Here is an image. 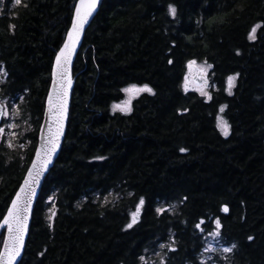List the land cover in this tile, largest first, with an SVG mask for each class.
<instances>
[{
  "label": "trees",
  "instance_id": "16d2710c",
  "mask_svg": "<svg viewBox=\"0 0 264 264\" xmlns=\"http://www.w3.org/2000/svg\"><path fill=\"white\" fill-rule=\"evenodd\" d=\"M76 2L0 0V97L14 99L20 123L32 126L20 135L24 151L0 144V220L33 158L53 60ZM258 23L264 0L102 2L73 65L64 139L19 264H153L140 260L146 251L161 253L163 264H264V28L247 39ZM189 60L213 66L210 100L183 89ZM133 83L153 94L134 99L129 114L111 113ZM221 105L225 137L216 127ZM140 197L137 222L126 228ZM217 218L219 240L236 247L206 263L200 256ZM201 219L204 231L195 228Z\"/></svg>",
  "mask_w": 264,
  "mask_h": 264
},
{
  "label": "snow or ice",
  "instance_id": "6c2138e0",
  "mask_svg": "<svg viewBox=\"0 0 264 264\" xmlns=\"http://www.w3.org/2000/svg\"><path fill=\"white\" fill-rule=\"evenodd\" d=\"M22 0H14V5H20ZM98 0H77L75 4L74 15L71 21V27L67 30V38L64 40L63 45L60 47L59 51L56 53L55 61L52 65V77L53 82L56 84L54 90H50L48 94V111L51 114L52 119L50 120L47 127V135L41 137L42 143L35 150V157L33 158L31 165L27 169V174L23 180V183L20 185L19 190L16 191L15 196L11 199V203L7 207L6 214L3 215L2 220H0V226H6L7 234L3 238V247L0 248V264H15L17 258L21 255V250L24 246V235L28 226V214L32 205V198L36 194V185L40 181V177L43 172L46 170L48 165L52 162V156L56 152L59 137L63 132V120L66 110V96L67 88L71 85V78L68 75L69 64L73 53L76 50V45L80 40V34L84 30L85 24L89 21V18L93 15L94 11L97 8ZM168 14L173 18L176 15V7L172 4L168 5ZM15 25H9L10 29H14ZM264 28V25L255 24L253 25L248 34L247 39L249 41H254L257 39L258 29ZM237 55L239 52L237 51ZM168 64H173V60L169 59ZM196 65L195 60L187 61L188 72L184 76V82L182 87L187 92L189 84V76L193 72L194 66ZM211 64L205 63L200 66L196 71L199 74V79L201 81L200 86L197 87V91L201 96L211 99L210 94L206 91L208 87V80L205 77V74L208 69L212 68ZM0 74L6 75L3 68L0 67ZM238 75V74H237ZM236 80V75H230L227 77L228 87L225 89L228 92V95H232L231 88L234 86ZM125 94V99L119 103H114L112 105L113 112L120 111L122 113L131 112L132 110V100L139 96L141 93L153 94V89L148 84L137 85L135 83L130 84L120 90ZM20 99H23L22 97ZM8 103H13V112L12 115H18V109L15 108L14 102L9 98ZM8 103L0 101V118H7L10 115ZM225 105H221L219 111L222 113L225 110ZM184 111H187L185 109ZM216 127L221 132L222 135L227 136L229 134V125L227 120L223 116L217 115L216 117ZM17 125L9 124L8 127L15 128ZM43 129V125L41 126ZM4 132V128L0 127V133ZM13 137L16 136V133L11 134ZM7 147L12 149L14 144L9 141L7 142ZM20 148L25 147L24 144L19 145ZM181 153L186 152L187 149L181 147L179 149ZM21 160L24 159L23 156L20 157ZM98 159H104V157H98ZM129 195H132L129 193ZM51 200V197H49ZM105 203L108 202L107 197H105ZM145 204L144 197H140L139 202L135 205V211L130 213L131 222L128 223L125 227L132 228L133 224L137 222L139 213L141 212L142 206ZM167 209L157 208V213H162ZM220 211L222 213H229L230 209L228 205H221ZM55 213H52L54 216ZM52 216L49 217V220L52 219ZM215 228L208 232L209 236L220 237V229L222 227L221 221L219 218L213 221ZM204 224V220L201 219L198 223L195 224V228L204 231L201 227ZM253 237L249 236L248 240H252ZM161 248H164L165 245L161 244ZM170 250L174 251V248L168 246ZM236 245L232 244L231 247H224L223 252L227 253L232 251ZM40 255H43L41 253ZM140 260L143 261L144 257L141 256ZM163 264V260L161 261Z\"/></svg>",
  "mask_w": 264,
  "mask_h": 264
},
{
  "label": "rangeland",
  "instance_id": "374dc122",
  "mask_svg": "<svg viewBox=\"0 0 264 264\" xmlns=\"http://www.w3.org/2000/svg\"><path fill=\"white\" fill-rule=\"evenodd\" d=\"M204 64H205L204 62H197L196 61V65L194 66L193 72L189 76V84H188V90L187 91H194V92L198 93V95H200V93L196 90L197 87L200 86V84H201V81L199 79V74L196 71V69H198L200 66H202ZM210 69H208L207 72H206V74H205V77L208 80V87L206 88V91L209 94H211L210 93L211 90L215 89V86L212 83V80H211V77H210ZM188 71L189 70L187 69V72ZM0 79H1V74H0ZM234 85H235V82H234ZM225 86H226V88L228 87L227 80H226ZM233 87L231 88V92H232ZM142 94H149V93H141L140 95H142ZM139 96H137V97H139ZM201 97H203L204 99L208 100L207 97H204V96H201ZM125 98H126L125 97V94L123 93V98L120 101L114 102V103H119L122 100H124ZM136 98H134V99H136ZM134 99L132 100V102L134 101ZM10 100L12 102H14L15 108H17L14 99H11L10 98ZM0 101H3L5 103H8L9 98H6V97L5 98H0ZM114 103H112L111 106H110V112L111 113H115L112 110V105ZM8 107H9L10 115L7 118H3L2 124L0 125V127L4 128V132L3 133H0V144L2 146H4V147H7V142L11 141L14 144V147L12 149H15V148L17 149V148H19V145L20 144H24L25 147L21 148V150L24 151L26 149V147L28 146L27 139L24 140L21 143L19 141L20 140V135H21V138H23V136L25 135V133L31 132V130H32L31 123H29V121H26L24 123H20V120H19L20 117H19V115H12V112L14 110L13 109V103H8ZM116 112L122 113L120 111H116ZM129 113L130 112L123 113V114H129ZM218 114L221 115V116H223V112L221 113L220 111H218L217 115ZM217 115H216V117H217ZM224 119H225V117H224ZM216 123H217V121H216ZM9 124H15L17 126L15 128H11V127H8ZM13 132L16 133V136L15 137H13L11 135ZM220 134H221V132H220ZM222 136H224V135H222ZM94 197H97V195H95ZM105 197H107V200L109 201L110 198H111V194L109 193L108 195H105L102 198V201H105ZM51 204H52L51 203V200L48 199V201H46V205L48 206L47 207V214H48V216L49 215L52 216V213H53V211H52V205ZM162 209H164V208L162 207ZM224 247H226V246L223 245V243L219 240V237H215L214 238L212 236L207 235L205 247L203 248L202 253H201V256H200L201 261L206 262V263H213V261L215 259V256H217V255H224L225 254V252H223V248ZM144 260H151L153 264H161L162 256H161V253H159V252L146 251V253L144 255Z\"/></svg>",
  "mask_w": 264,
  "mask_h": 264
},
{
  "label": "water",
  "instance_id": "95a60500",
  "mask_svg": "<svg viewBox=\"0 0 264 264\" xmlns=\"http://www.w3.org/2000/svg\"><path fill=\"white\" fill-rule=\"evenodd\" d=\"M104 0H98V3H97V8L96 10L94 11L93 15L89 18V21L85 24L84 26V30L81 32L80 34V40L79 42L77 43L76 45V50L75 52L73 53V56H72V59H71V63L69 64V72H68V75L70 76L71 78V85L67 88V96H66V100H67V104H66V110H65V115H64V120H63V132L62 134L60 135L59 137V143H58V146H57V149H56V152L53 154L52 156V162L48 165V167L46 168V170L43 172V174L41 175L40 177V181L39 183L35 186L36 187V194L33 196L32 198V205H31V209H30V212L28 214V226H27V230L25 232V235H24V246L21 250V255L17 258V261L15 262V264H19L20 261H21V258H22V255H23V252H24V249H25V246H26V241H27V236H28V230H29V226H30V221H31V215H32V211H33V208L36 204V201L38 199V196H39V193L41 191V188H42V185H43V182L44 180L46 179L48 173L50 172V170L52 169V167L54 166L57 158H58V154H59V151H60V148H61V145H62V142H63V139H64V133H65V129H66V125H67V119H68V113H69V108H70V101H71V94H72V88H73V85H74V81H73V78H72V70H73V65H74V62H75V59H76V56L81 48V44H82V41H83V38H84V35L88 29V27L90 26V24L92 23L93 19L95 18L98 10L100 9L101 5H102V2ZM77 3V2H76ZM74 10H75V7H74ZM74 10H73V15H74ZM72 15V17H73ZM72 21V19H71ZM71 27V23H70V26L69 28ZM68 28V29H69ZM67 38V32L65 34V37H64V40ZM64 40H63V43H64ZM62 43V45H63ZM61 45V46H62ZM60 46V47H61ZM60 49V48H59ZM59 51V50H58ZM57 51V52H58ZM56 56V54H55ZM55 61V57H54V60H53V63ZM53 65V64H52ZM56 84H54L53 82V77H52V69H51V77H50V84H49V88H48V92H47V95H46V98H45V103H44V111H43V115H42V120H41V123H40V126H39V130H38V133H37V144H36V148L38 146L41 145L42 143V140H41V137L43 135H47V127H48V124L50 122V120L52 119L51 117V114L49 113L48 111V94H49V91L50 90H54L56 88ZM2 123V118H0V125ZM43 125V129H42V126ZM35 148V150H36ZM35 157V151H34V155H33V158ZM32 158V160H33ZM31 160V162H32ZM31 162L29 164V166L31 165ZM28 166V167H29ZM28 169V168H27ZM27 174V170H26V173L25 175ZM25 175L20 183V185L23 183V180L25 178ZM19 185V187H20ZM19 187L17 190H19ZM16 190V191H17ZM16 193V192H15ZM15 196V194H14ZM13 196V197H14ZM11 203V202H10ZM2 231H5L4 232V236L7 234V228L6 226H0V234L2 233ZM2 247H3V244H2ZM1 247V248H2Z\"/></svg>",
  "mask_w": 264,
  "mask_h": 264
},
{
  "label": "flooded vegetation",
  "instance_id": "af4514ba",
  "mask_svg": "<svg viewBox=\"0 0 264 264\" xmlns=\"http://www.w3.org/2000/svg\"><path fill=\"white\" fill-rule=\"evenodd\" d=\"M3 74H1V77H2ZM0 81H2V79H0ZM1 83V82H0ZM1 98V97H0Z\"/></svg>",
  "mask_w": 264,
  "mask_h": 264
}]
</instances>
